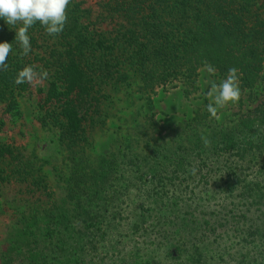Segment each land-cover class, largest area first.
Returning a JSON list of instances; mask_svg holds the SVG:
<instances>
[{"label":"trees","instance_id":"trees-1","mask_svg":"<svg viewBox=\"0 0 264 264\" xmlns=\"http://www.w3.org/2000/svg\"><path fill=\"white\" fill-rule=\"evenodd\" d=\"M87 5L72 0L55 37L31 27L23 57L0 19L12 44L0 98L11 113L37 89L67 147L52 181L34 154L0 140V184L35 197L5 224L0 264H264V0H100L93 20ZM205 63L224 78L238 69L254 108L222 126L208 112L168 129L147 115L94 161L88 129L107 126L114 91L133 105L160 88L189 97ZM26 65L48 78L16 85Z\"/></svg>","mask_w":264,"mask_h":264},{"label":"rangeland","instance_id":"rangeland-1","mask_svg":"<svg viewBox=\"0 0 264 264\" xmlns=\"http://www.w3.org/2000/svg\"><path fill=\"white\" fill-rule=\"evenodd\" d=\"M85 1L88 4L87 8H91L93 13L91 20L97 19L101 13V8L98 5L100 0ZM88 26L93 28L92 25ZM223 79L225 78L216 72L215 75H210L206 68H203L200 70L199 88L189 97H185L180 88L167 89L166 91L160 88L151 95V102L141 95L135 96L136 105L130 103V99L124 95L125 93L114 91L111 101L115 103V106L112 104L115 109L107 120V126L102 128L103 131L91 132V129H88L90 142L86 148H90L93 159L97 162L110 151L113 145H120L116 141L127 133V128H132L138 123H144L147 115L155 114L154 120L161 122V126L168 129L186 123L197 115L206 114L208 111L206 110L205 99H208L209 103L211 102L206 96L210 84L213 81L219 83ZM239 87L241 99L237 104H229L226 108L220 109L219 120L209 115L208 120H213V125H230L231 121L254 108L256 103H254L253 95L242 89L240 82ZM127 89L132 91L130 87H126ZM9 99V96L0 98V140L5 144L14 146V148H19L26 155L34 154L43 164L44 173L53 181V175H56V169L60 167L63 157L67 153L62 150V148L67 147L61 139V132L51 125L52 123L43 120L46 118V114L39 110L41 95L38 94L37 89H34L31 94L18 95L16 98L17 109L11 113L8 111ZM259 101L261 98L256 102ZM121 127L124 128L121 129ZM151 133L153 134V131ZM161 133L164 136L166 133L170 134L169 130ZM162 142L163 140L159 139L158 134L155 138L146 141L149 148H156ZM72 143L73 141L70 145H73ZM73 147L75 146L73 145ZM34 199V195L28 194L25 188L16 183L0 184V239L1 234H4L5 224L12 219L15 212H22L28 206L25 200L33 202ZM0 250H2L1 246Z\"/></svg>","mask_w":264,"mask_h":264},{"label":"clouds","instance_id":"clouds-1","mask_svg":"<svg viewBox=\"0 0 264 264\" xmlns=\"http://www.w3.org/2000/svg\"><path fill=\"white\" fill-rule=\"evenodd\" d=\"M72 0H0V19H3L11 28L15 29V39L18 41L21 57L32 52L28 30L39 23L47 35L55 37L61 34L68 21V7ZM17 25H20L17 27ZM12 53V44L0 42V71H6L7 60ZM204 67L210 75H215L216 69L205 63ZM36 66L26 65L17 74L14 83H39L46 80L49 73L46 69L37 72ZM208 83V81H205ZM206 96L211 100L206 110L211 117L219 120V110L229 104L235 105L241 99L238 69L230 67L226 78L219 83L211 82ZM207 147L210 141L201 137Z\"/></svg>","mask_w":264,"mask_h":264}]
</instances>
